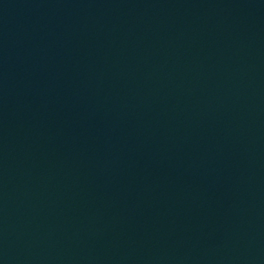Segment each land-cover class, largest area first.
<instances>
[{
	"label": "water",
	"instance_id": "95a60500",
	"mask_svg": "<svg viewBox=\"0 0 264 264\" xmlns=\"http://www.w3.org/2000/svg\"><path fill=\"white\" fill-rule=\"evenodd\" d=\"M0 264H264V0H0Z\"/></svg>",
	"mask_w": 264,
	"mask_h": 264
}]
</instances>
